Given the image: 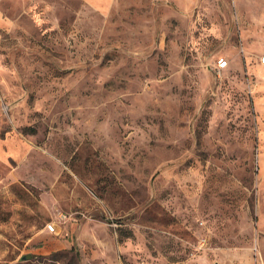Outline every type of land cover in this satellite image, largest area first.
I'll return each instance as SVG.
<instances>
[{
  "label": "rangeland",
  "instance_id": "1",
  "mask_svg": "<svg viewBox=\"0 0 264 264\" xmlns=\"http://www.w3.org/2000/svg\"><path fill=\"white\" fill-rule=\"evenodd\" d=\"M263 56L264 0H0V264H264Z\"/></svg>",
  "mask_w": 264,
  "mask_h": 264
},
{
  "label": "built area",
  "instance_id": "2",
  "mask_svg": "<svg viewBox=\"0 0 264 264\" xmlns=\"http://www.w3.org/2000/svg\"><path fill=\"white\" fill-rule=\"evenodd\" d=\"M261 61L264 62V56L261 57ZM227 66H228V60L227 59H225L223 57H221V58L218 59V61H217V68L219 70H222V69L226 68ZM48 227L50 228V230H55V227L52 224H49Z\"/></svg>",
  "mask_w": 264,
  "mask_h": 264
},
{
  "label": "water",
  "instance_id": "3",
  "mask_svg": "<svg viewBox=\"0 0 264 264\" xmlns=\"http://www.w3.org/2000/svg\"><path fill=\"white\" fill-rule=\"evenodd\" d=\"M29 257H30V255H26L24 258H26V259H27V258H29Z\"/></svg>",
  "mask_w": 264,
  "mask_h": 264
}]
</instances>
